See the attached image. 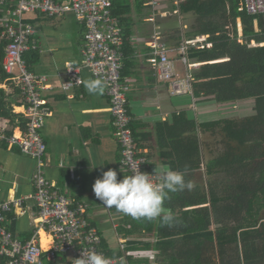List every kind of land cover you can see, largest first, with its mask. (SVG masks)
I'll return each mask as SVG.
<instances>
[{"label": "crops", "instance_id": "crops-1", "mask_svg": "<svg viewBox=\"0 0 264 264\" xmlns=\"http://www.w3.org/2000/svg\"><path fill=\"white\" fill-rule=\"evenodd\" d=\"M127 1L132 5L134 4V0ZM180 1L159 0L153 21L148 19L153 11L149 13V9H147L146 18L140 20L136 16L135 8L132 7V19L129 20L132 28L130 38L132 52L124 60L122 71L125 72V81L130 84L127 106L132 117V128L136 135V139H134L139 153L147 158L148 169L156 173L169 169L183 172V169L178 168L176 161H181L183 167H186L191 164L190 159L192 158L194 161H200V166L195 170H190L188 180L194 186L202 185L203 187L206 180L204 179V183L200 184L194 182L193 177L205 169L204 161L210 158L211 152H208L204 140L209 138V143L212 144L211 137L213 135L211 136L209 131L199 132L198 130L193 152L189 154L188 144L192 134L189 135L186 131L178 135L180 122L193 119L198 124L200 121H209L231 114L241 117L253 113L254 101L249 99L215 103L207 100L208 98L195 97L194 107L190 108L193 110L192 112L188 108L173 106L169 98L167 99L170 96L168 86L166 83L155 79L147 63L148 50L143 46V43L149 40L154 32H160L162 40L170 48V56L176 60V66L179 69L178 63L182 62L179 61L177 49L184 41L194 40L195 46L189 45L187 50V63L194 64L191 69L192 74L194 70L205 63L193 57V53L212 46V43L207 41L208 34H194L192 33L194 28L186 30L188 25L184 22L182 28H179L180 32L177 33L176 26L170 24L169 19L174 16H178L180 21H184L186 16L188 20L195 18L194 15L180 14L178 7H173V5H178ZM30 18L29 20L36 27V38L40 47V60L36 64L34 72L48 75V82L52 87L44 92L52 114L46 119L44 127L40 131L46 143V151L41 159L45 177L55 184L60 193L84 204L87 218L99 229L103 241L105 240L111 251L108 254L102 247L107 255L115 257L121 253L109 241L107 225L111 222L117 241L123 239L126 242L125 250L131 254L128 256L130 262L136 264L143 261H148L147 264L156 262L157 250L153 246L148 249L142 247L144 242L153 243L158 239L155 229L152 234L140 229L133 237L132 235L125 236L120 228L121 225L127 228L129 221L116 223L118 212L113 213L117 217L111 218L110 209L95 198L92 190L95 179L101 175L102 171L116 170L118 179L127 175L119 162V146L113 134L109 97L104 90L100 94H89L84 84L69 91H63L60 87L63 80L60 77L63 75L65 63L81 57L82 40L80 41V38L82 39L83 27L75 21L72 15L63 17L62 21L66 22L63 24H55L53 22L55 19L40 13H34L30 15ZM254 28L257 29L256 22ZM229 29H231L230 26ZM236 31L239 41H244L241 39L242 24L240 18L236 19ZM229 33L231 34L230 30ZM253 42L255 43L251 40L252 45H254ZM260 45H264V42ZM223 60H227V58L208 62L214 63ZM182 65L184 66L182 71L185 72V65L183 63ZM83 76L84 80L92 78L86 72ZM13 108L15 113H20L22 109L20 103L13 105ZM197 110H201L203 118H198ZM157 114H159L160 119L156 118ZM2 120L8 121L1 118L0 122ZM8 128L9 123L6 130ZM18 128L19 126L15 127L13 133L18 134ZM6 130L4 129V131ZM21 154L23 153L19 151L17 146L9 147L7 144V148L0 147V199L19 197L33 192L31 179L37 171V160L27 155L24 157ZM166 212L168 211L164 210V214ZM29 216H14L7 221L13 234L21 240L29 239L34 233L35 227ZM108 217H110V222ZM41 232L43 231L39 232L40 244L45 248L48 244L44 246L42 242L44 240L50 241V237L45 232H43L45 236H42ZM102 232H105L107 237ZM135 239H137L134 244L136 247L133 246L134 248H132L128 240Z\"/></svg>", "mask_w": 264, "mask_h": 264}, {"label": "trees", "instance_id": "trees-1", "mask_svg": "<svg viewBox=\"0 0 264 264\" xmlns=\"http://www.w3.org/2000/svg\"><path fill=\"white\" fill-rule=\"evenodd\" d=\"M147 1L134 0L132 5L127 0H113V14L124 32L125 59L132 52L129 23L132 7L137 18L144 20L147 9L149 13L152 11ZM238 6L239 0H181L173 5L180 14L194 15L192 33L208 34L207 41L212 43L210 48L192 55L205 62L193 72L194 96L215 103L252 99L254 106L253 113L241 117L231 114L198 124L193 119L180 122L178 135L186 131L192 134L189 154L193 152L198 130L213 135L212 144L209 138L204 140L211 152L204 161L205 185L168 193L163 207L177 221L171 226L158 218L129 221V227L120 228L125 236L132 237L140 229L149 234L155 229L158 239L153 243L146 241L142 247L153 246L157 250V264H264V221H261L264 220V45H260L264 42V14L240 12ZM237 18L241 20L244 41L237 37ZM6 42L0 41V83L9 90L0 86V119L9 120L5 135L10 136L15 127H25V119L14 112L13 105L19 102L12 95L18 89L2 65ZM23 57L27 68L34 72L40 60L39 52L31 50ZM220 58L227 60L208 62ZM130 126L136 139L132 122ZM0 147L7 148L5 140H0ZM176 162L180 170L185 169L181 161ZM190 163L186 180L190 170L200 166V161L192 158ZM250 164L254 166L247 170ZM136 240H128L130 247L134 248ZM102 247L110 254L105 240Z\"/></svg>", "mask_w": 264, "mask_h": 264}, {"label": "built area", "instance_id": "built-area-1", "mask_svg": "<svg viewBox=\"0 0 264 264\" xmlns=\"http://www.w3.org/2000/svg\"><path fill=\"white\" fill-rule=\"evenodd\" d=\"M147 4L153 11L148 19L153 21L159 0H148ZM238 11L264 14V0H239ZM0 13V41H7L2 65L18 89L12 96L20 103V114L25 119V127L19 126L18 134L10 136L4 131L9 120H2L0 140H5L9 147L17 146L21 153L37 160V171L31 179L33 192L0 199V264H75V259L87 258L90 252L103 254L109 264H136L128 260L131 254L125 250L123 239H119L121 253L115 257L107 255L102 248V235L87 218L84 204L60 193L45 177L41 159L46 143L40 131L52 114L44 93L52 87L49 76L30 71L23 57L31 50L40 52L37 30L29 20L30 15L40 13L51 18L72 15L83 27L81 57L65 63L60 77L63 78L61 89L69 91L83 85L84 72L92 78H100L110 101L111 123L121 166L127 175L133 174L136 167L141 172L153 174L154 171L148 169L147 158L138 151L130 126L132 117L127 106L130 84L122 77L124 32L120 20L113 14V0H0ZM189 45L195 46V41H184L177 49L179 61L185 65L184 75H180L176 60L170 56V48L160 32H154L143 43L155 79L167 84L171 96L189 95L194 107L196 80L191 70L194 64L187 63ZM152 179L154 183L160 182L158 175ZM14 216L31 218L35 230L29 239L21 240L13 234L7 221ZM40 231L50 237L45 248L40 244ZM67 254H71L70 258Z\"/></svg>", "mask_w": 264, "mask_h": 264}, {"label": "clouds", "instance_id": "clouds-1", "mask_svg": "<svg viewBox=\"0 0 264 264\" xmlns=\"http://www.w3.org/2000/svg\"><path fill=\"white\" fill-rule=\"evenodd\" d=\"M83 83L89 94H100L104 90V82L100 78H88ZM187 171L186 166L183 172L169 169L148 174L136 167L133 174L118 179L117 171L108 169L95 179L92 190L95 198L106 208L114 207L134 219L152 221L159 218L162 223L171 226L177 221L171 213L163 214L164 201L169 192L191 190L194 187L190 180L185 179ZM157 175L160 182L154 183L152 177ZM74 261L75 264H109L107 257L96 252Z\"/></svg>", "mask_w": 264, "mask_h": 264}, {"label": "rangeland", "instance_id": "rangeland-1", "mask_svg": "<svg viewBox=\"0 0 264 264\" xmlns=\"http://www.w3.org/2000/svg\"><path fill=\"white\" fill-rule=\"evenodd\" d=\"M190 15H192V14H190ZM49 18H51V17H49ZM51 19H55L53 22L55 23V24H63V23H66V22H64V21H62L64 18H60V17H53V18H51ZM195 18L194 19H190V20H188L187 19V16L186 17H184V21L182 20V21H180V19L178 18V16H174L173 18H170L169 19V21H170V24L172 25V26H176V28L178 29L177 30V33H179L180 32V30H179V28H182V25H183V22L185 23V24H187L188 25V29H186V30H190V29H192L193 28V26L195 25ZM146 24H148V22H146ZM36 34H37V32H36ZM82 39L80 38V41H81ZM178 66H179V69H178V72H180V75H184V71H182V69H184V66L182 65V63H178ZM179 74V73H178ZM0 86L1 87H6L8 90H9V88L6 86V84H1L0 83ZM166 96H169V95H166ZM161 97L163 98V95H161ZM169 98V100L171 101V103H172V105L173 106H178V107H184V108H188V110H191L190 108L191 107H193V105H192V100H191V98L188 96V95H177V96H169V97H167V99ZM197 108H198V105H197ZM192 112H193V110H191ZM198 111V118H200V117H202L203 118V116H202V112H201V110H197ZM158 112V111H157ZM156 118L157 119H160V117H159V114H157L156 115ZM201 118V119H202ZM22 156H24V157H27L25 154H21ZM29 158V157H28ZM30 159V158H29ZM207 159H205V161H206ZM254 165L253 164H250L249 166H248V168H247V170H250V168H252ZM204 170L205 169H203V171H201V172H199L198 174H195V176L193 177V181L194 182H198V183H200V184H203L204 183V179L206 180V175H205V173H204ZM166 199H168V198H166ZM164 210H166L165 208H164ZM110 212H112V214L110 215V217L111 218H115V217H117L116 215H114L113 213H115V212H118V217H117V219H116V223H118V222H123V221H131V222H134V221H136V220H138V221H140L141 219H134L133 217H131V216H129V215H125V214H123V213H121V212H119V211H117L114 207L113 208H111L110 209ZM109 213V212H108ZM164 214V213H163ZM110 217H108V220H109V218ZM262 222L264 221V220H261ZM260 221V222H261ZM109 222H110V220H109ZM108 226V232H109V241L112 243V246H114L115 248H118L119 249V242L117 241V236L115 235V231L113 230V225L111 224V222L107 225ZM128 227H129V225H128ZM102 234L105 236V237H107V235H106V233L104 232H102ZM135 235V234H134ZM122 236V235H121ZM134 246V245H133ZM134 247H136V246H134ZM70 256H71V254H67V257L68 258H70Z\"/></svg>", "mask_w": 264, "mask_h": 264}, {"label": "bare ground", "instance_id": "bare-ground-1", "mask_svg": "<svg viewBox=\"0 0 264 264\" xmlns=\"http://www.w3.org/2000/svg\"><path fill=\"white\" fill-rule=\"evenodd\" d=\"M41 235H42V236H45V234H44L43 232H41ZM48 242H49L48 240H44V241L42 242V244H43L44 246H46V244H47Z\"/></svg>", "mask_w": 264, "mask_h": 264}]
</instances>
